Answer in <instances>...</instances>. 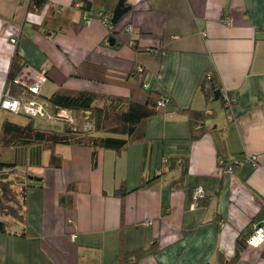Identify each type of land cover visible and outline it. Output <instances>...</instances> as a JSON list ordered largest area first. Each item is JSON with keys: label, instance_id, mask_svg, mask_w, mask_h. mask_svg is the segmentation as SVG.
Returning <instances> with one entry per match:
<instances>
[{"label": "crops", "instance_id": "crops-1", "mask_svg": "<svg viewBox=\"0 0 264 264\" xmlns=\"http://www.w3.org/2000/svg\"><path fill=\"white\" fill-rule=\"evenodd\" d=\"M77 1L96 0H50L39 15L30 0H0V101L18 55L46 70L45 98L83 91L145 103L153 91L171 102L148 121L146 143L100 150L96 169L90 149L71 146L55 148L60 169L49 166L50 151L41 167L23 169L34 180L28 237L0 233V264H119L121 254L123 264H264V246L239 245L254 223L264 226V0H127L112 35L98 19L86 23ZM211 74L238 100L229 115L199 90ZM186 110H209L193 142ZM9 152L2 161L14 163ZM252 156L257 167L245 162ZM234 160V174H224L220 161ZM72 183L76 207L65 210L60 196ZM123 183L124 200L114 195Z\"/></svg>", "mask_w": 264, "mask_h": 264}, {"label": "trees", "instance_id": "trees-1", "mask_svg": "<svg viewBox=\"0 0 264 264\" xmlns=\"http://www.w3.org/2000/svg\"><path fill=\"white\" fill-rule=\"evenodd\" d=\"M49 2L50 0H30L28 11L38 15L42 14ZM118 2L119 0L77 1L73 7L79 5L77 9L84 16L103 21L113 15ZM111 20L107 24L110 35L118 26V24L113 25ZM25 66L27 65L22 64L18 55H15L6 84V88H9L14 95L18 91L13 82ZM140 75L136 68L132 73V78L139 80ZM199 90L204 94L208 103L221 101L224 110H226L224 91L216 75H205L199 84ZM163 98L162 95L149 91L147 101L139 103L133 97H116L83 91H59L49 98L42 96L48 114L51 117H56L59 112L66 111L72 115V118L81 113L88 115L91 126L89 130H76L72 126V121H61L63 123L60 130L48 129L43 125L37 126L36 120L42 124H57L59 120H43L22 114L18 116H24L29 119L26 125H19L9 121L3 122L0 132V233H12L23 238L28 237L27 191L34 180L24 173L23 177H17L18 182H16L10 179L11 174L31 166L41 167L44 151H50L52 154L49 166L60 169L62 167V158L54 153L57 146L90 149L92 169H96L100 150L112 151L117 155H121L131 146L148 141L146 125L150 119L162 114L158 104ZM180 112L188 118L190 141L193 142L201 138L205 131L204 125L209 116V110L203 112L186 110ZM12 149L17 153L16 161L14 163H5L2 161V156L5 152ZM25 150L30 151L28 162L27 158L23 160V151ZM171 162L172 159H167L165 166L167 168L173 167ZM180 165L184 169L183 178H185L188 172L186 168L188 165L187 159H183ZM144 182L139 188H143L148 184ZM78 192L77 183L68 185L66 192L60 196V206L65 210H74ZM114 195L124 200L128 195L126 185L123 183L115 191ZM17 228L21 229L20 234ZM249 235L243 240H239L240 249L246 245V239ZM140 252L138 253L140 254ZM239 256L240 252L237 253L236 259ZM126 260V255L121 254L119 264L125 263Z\"/></svg>", "mask_w": 264, "mask_h": 264}, {"label": "built area", "instance_id": "built-area-1", "mask_svg": "<svg viewBox=\"0 0 264 264\" xmlns=\"http://www.w3.org/2000/svg\"><path fill=\"white\" fill-rule=\"evenodd\" d=\"M77 8L79 5L76 6ZM113 15L105 18L102 22L108 24L112 19ZM86 23L91 20L86 16ZM128 32H132V28L128 27ZM12 45L17 44L16 39H12ZM142 74V70H138ZM48 81L47 72L45 69H34L31 66H25L21 73L15 78L13 85L17 88V94L14 95L11 90L6 88L5 93L0 101V110L5 111L14 115H26L32 118L38 119H48V120H59V121H71V114L66 111H61L56 117H51L47 110L46 104L42 99L43 88ZM226 99V110L225 112L229 115L232 109L237 105V98L235 95H230L224 92ZM170 103L169 99L163 98L159 104V109H164ZM246 163L252 164L257 167V158L255 156L247 157L245 159ZM239 161H220V166L224 169V174L232 176L234 170L239 166ZM205 198L204 191L199 189L196 192V200H202ZM69 223H73L69 221ZM149 225V224H148ZM246 245L250 248H260L264 246V226L262 224H253L251 228V233L246 239Z\"/></svg>", "mask_w": 264, "mask_h": 264}, {"label": "rangeland", "instance_id": "rangeland-1", "mask_svg": "<svg viewBox=\"0 0 264 264\" xmlns=\"http://www.w3.org/2000/svg\"><path fill=\"white\" fill-rule=\"evenodd\" d=\"M72 118V115H71ZM5 121H9V122H13L15 124H19V125H25V123L28 121L27 118H25L24 116H18V115H13L10 113H6V112H0V132H1V127L3 122ZM72 123H73V127L78 130V131H82V130H89L91 128L90 124H89V120H88V115H84V114H78L76 115L74 118H72ZM36 125L37 126H44V124L40 123L39 121L36 120ZM62 123L61 121H58L57 124H46L45 128L48 129H54V130H60L62 128ZM51 125V126H50ZM11 158V154L9 152V150L7 152H5L2 156V160L4 161H8ZM11 160V159H10ZM24 173L28 175V173L25 170H19L14 172V174H11V180L18 182V178H21L24 176Z\"/></svg>", "mask_w": 264, "mask_h": 264}, {"label": "water", "instance_id": "water-1", "mask_svg": "<svg viewBox=\"0 0 264 264\" xmlns=\"http://www.w3.org/2000/svg\"><path fill=\"white\" fill-rule=\"evenodd\" d=\"M131 11V7L127 5V0H119L114 12H113V17L111 20V23L113 25H117L120 23V21ZM110 46L114 47L116 41L111 38L110 41Z\"/></svg>", "mask_w": 264, "mask_h": 264}]
</instances>
